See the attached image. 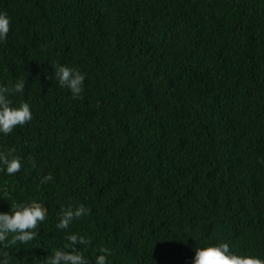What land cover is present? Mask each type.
Here are the masks:
<instances>
[{
	"label": "trees",
	"instance_id": "obj_1",
	"mask_svg": "<svg viewBox=\"0 0 264 264\" xmlns=\"http://www.w3.org/2000/svg\"><path fill=\"white\" fill-rule=\"evenodd\" d=\"M0 12V86L23 80L9 100L32 113L0 133L21 164L0 165V212L47 209L34 241L0 245L9 264H46L69 234L90 241L77 245L88 264L101 247L106 264H192L220 243L264 260V0H0ZM61 65L85 75L80 98ZM81 204L58 229L61 207Z\"/></svg>",
	"mask_w": 264,
	"mask_h": 264
},
{
	"label": "clouds",
	"instance_id": "obj_2",
	"mask_svg": "<svg viewBox=\"0 0 264 264\" xmlns=\"http://www.w3.org/2000/svg\"><path fill=\"white\" fill-rule=\"evenodd\" d=\"M10 31V20L7 13L0 12V41L6 40ZM59 84L70 90L73 98H80L83 91L85 75L77 68L58 66L55 70ZM25 84L23 80L15 82L13 87L0 86V133L11 134L17 126H23L32 119L30 105L21 102L19 106H13L9 100V95L24 92ZM15 149L9 152H0V165L6 170L8 175H14L20 171L21 164L18 156H13ZM52 179L46 175L42 178V183ZM7 194V192H6ZM11 214L0 212V245L5 248L11 243L29 244L37 237L36 229L43 222L47 215V209L42 203L33 200L31 202L13 203ZM88 209L83 205L76 207H61L58 212V229H68L74 220L88 213ZM9 234H13L9 241ZM69 243L64 245V250H56L53 255L47 258L46 264H88L83 253L78 250L77 245H87L90 243L85 237L78 234H69L66 237ZM100 253L95 260V264H106L109 249L101 247ZM0 264H9V253L0 252ZM192 264H264V260L250 255H238L231 251L227 243L218 245L207 244L197 247Z\"/></svg>",
	"mask_w": 264,
	"mask_h": 264
}]
</instances>
